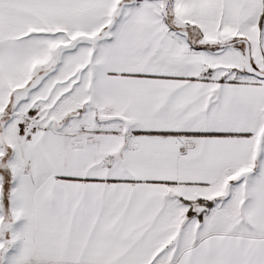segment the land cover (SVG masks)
I'll return each mask as SVG.
<instances>
[{
    "label": "snow or ice",
    "instance_id": "obj_1",
    "mask_svg": "<svg viewBox=\"0 0 264 264\" xmlns=\"http://www.w3.org/2000/svg\"><path fill=\"white\" fill-rule=\"evenodd\" d=\"M0 264H264V0H0Z\"/></svg>",
    "mask_w": 264,
    "mask_h": 264
}]
</instances>
